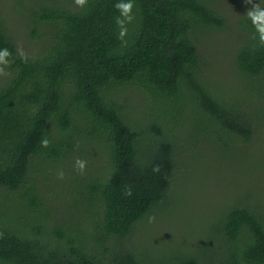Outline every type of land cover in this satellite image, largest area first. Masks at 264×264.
<instances>
[{
	"label": "trees",
	"instance_id": "16d2710c",
	"mask_svg": "<svg viewBox=\"0 0 264 264\" xmlns=\"http://www.w3.org/2000/svg\"><path fill=\"white\" fill-rule=\"evenodd\" d=\"M120 2L29 0L20 21L35 48L26 60L0 9V51L10 53L0 75V264H264V187L253 175L194 251L126 243L169 201L180 126L215 127L243 170L264 172V44L252 5L230 34L240 82L222 88L203 79L198 47L229 29L218 0H132L126 44ZM127 91L141 92L146 111L127 106ZM53 181L59 191L45 197Z\"/></svg>",
	"mask_w": 264,
	"mask_h": 264
},
{
	"label": "rangeland",
	"instance_id": "374dc122",
	"mask_svg": "<svg viewBox=\"0 0 264 264\" xmlns=\"http://www.w3.org/2000/svg\"><path fill=\"white\" fill-rule=\"evenodd\" d=\"M29 0H0V9L12 24V34L24 55H30L35 48V40L28 33L23 19L24 9ZM258 0H252L257 2ZM263 0H259L262 4ZM226 18L228 30L224 29L203 35L199 40L200 70L208 82L227 85L240 82L232 65L229 45L234 44L230 36L235 31V22L244 9L247 0H218ZM252 5V4H250ZM234 27V28H233ZM0 67H5L0 65ZM7 73V72H5ZM7 75V74H6ZM4 75V76H6ZM221 88V89H222ZM127 106L135 107L139 112L146 111L141 102L140 91H127ZM215 127L204 122L193 121L177 129L178 142L183 149L176 159V173L169 190L168 203L153 208L146 217L132 229L126 243H132L137 249L152 253L194 251L197 237L205 228L209 219L230 204L238 190L247 185L249 178L256 185L264 187V172L250 173L240 165L242 155L234 149H225L213 133ZM65 175V174H64ZM59 177V173L55 176ZM53 182L50 186L43 184L45 197L59 191ZM62 183V179H57ZM65 205V203H64ZM164 207V208H163ZM160 208V209H159ZM155 217L149 222V217Z\"/></svg>",
	"mask_w": 264,
	"mask_h": 264
},
{
	"label": "clouds",
	"instance_id": "9594fccd",
	"mask_svg": "<svg viewBox=\"0 0 264 264\" xmlns=\"http://www.w3.org/2000/svg\"><path fill=\"white\" fill-rule=\"evenodd\" d=\"M247 2L249 4H252V8H250L247 11V16L252 20L253 25L256 29V31L259 33V40L261 42V44H264V9L261 8L260 4H253L252 0H247ZM75 3L78 6H84L87 3V0H75ZM133 2L132 0H128V2H120L117 3L115 5L116 9L119 10L121 17L116 18V24L119 26L120 28V32H119V39L123 42V43H127L124 40V37L127 35L128 33V29L126 24L127 23H131L132 20L134 19L133 15H132V9H133ZM10 55L8 49H3L2 51H0V65H7L9 63L7 57ZM22 59L26 60V57L23 56V53H21ZM7 73H5V69L4 67H0V75H6ZM42 146L43 147H47L48 146V140L45 139L42 142ZM76 165L78 167V169L83 172L85 169V165L86 162L82 161V160H77L76 161ZM153 171L158 172L159 171V166L154 167ZM59 178H63V173L61 172L59 174ZM129 195L131 194L130 192L128 193ZM155 220V217H149V222H153Z\"/></svg>",
	"mask_w": 264,
	"mask_h": 264
}]
</instances>
